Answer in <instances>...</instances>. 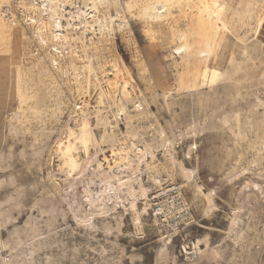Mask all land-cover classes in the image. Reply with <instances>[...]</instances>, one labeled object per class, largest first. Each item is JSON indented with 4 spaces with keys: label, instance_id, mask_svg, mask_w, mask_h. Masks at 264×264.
<instances>
[{
    "label": "rangeland",
    "instance_id": "obj_1",
    "mask_svg": "<svg viewBox=\"0 0 264 264\" xmlns=\"http://www.w3.org/2000/svg\"><path fill=\"white\" fill-rule=\"evenodd\" d=\"M19 1L0 0V264H264V27L256 36L248 25L264 8L252 5L254 18L230 32L219 28L208 61L209 69L232 72L254 45L257 60L248 66L256 79L211 83L207 72L201 85L175 50L179 34L195 33L197 0H183L153 28L142 5L127 6L132 0L94 17L95 0H59L66 37L57 42L46 24L41 40ZM84 13L91 26L79 37L76 15ZM126 113L134 115L129 124ZM84 119L99 142L105 129L117 141L86 152L70 135ZM69 140L79 159L74 170L60 151ZM139 148L153 165L141 160L135 168ZM113 173L149 188L148 214L138 219L126 199L91 215L87 192Z\"/></svg>",
    "mask_w": 264,
    "mask_h": 264
},
{
    "label": "bare ground",
    "instance_id": "obj_2",
    "mask_svg": "<svg viewBox=\"0 0 264 264\" xmlns=\"http://www.w3.org/2000/svg\"><path fill=\"white\" fill-rule=\"evenodd\" d=\"M45 1L46 2H44L42 5H39L38 3H35V0H20L19 6L23 9V11L27 12L30 22L38 25V27L36 28V31H37V34L41 38L42 41H43V37L46 35H44V32L42 30L41 25L46 24V29L49 30V32H50L48 34H50L53 41L57 42L56 40H58V38L61 35H63V37H66L65 34L61 33L63 31L64 24H65V23L64 24L62 23V18L64 17V15H63L64 13L62 14L60 11L61 4H59V2L61 0L60 1L59 0H45ZM191 1L186 0L185 5L189 6L190 5L189 3ZM194 1L195 0H193V2ZM193 2H191V3H193ZM195 2H197V3H196V6L195 5L194 6L198 8V12H197V14L192 15V16L195 15V18L193 17V19L191 20L194 23L195 33H191V32L187 33L185 31V32H182L181 34H179L178 36H179V39L181 40V43L175 49L176 53L179 54V56L181 57L182 62H184V64L192 65L193 71L191 73L193 74L194 79L199 81L201 83V85H203L205 83L204 79H206V73L210 72V82L211 83L215 82L218 78H221L222 76H226L227 79L231 78V80H232V78L236 79L238 85L245 84V82H247V83L253 82L256 79V77H255L256 75L254 74V72L250 71L251 68L248 66V64H249V62L251 63V62H254L257 60V55L255 56V54H254L255 50H256V47H253L254 45L253 46L247 45L245 53H247L248 57H247L246 63L245 64H243L241 62L234 63V70L232 72L229 71L230 69L229 70L227 69L225 72L221 71L222 69L219 70L217 68L209 69L208 61H209V58L213 52V48L215 46V43H220L221 38L219 35V28L222 27L227 32H230L236 27V25H238V24L243 25L244 23H247L246 20L251 21L254 18L253 17L254 15H252L251 6L257 5V6H262L264 8V0H255V1L254 0H240L238 2L240 7H237V8H234V0H197ZM182 3H185V2H183V0H134V1L132 0V1H129L127 3V6L132 7L136 4L142 5L141 6L142 14L147 19L148 24L152 23V28H153L154 24L161 25L163 21L167 20L168 18H171V16L173 15V12H172L173 8L176 6H182ZM118 4H119V0H95V2L93 3V6L91 7L90 14L92 17H94L95 11L101 12V10H103V8L109 9L111 5L118 6ZM184 7H186V6H184ZM191 8H193V6ZM193 10H194V8H193ZM184 11H186V9H184ZM101 13H103V12H101ZM70 14H71V12H70ZM107 15H109V14H107ZM77 16H78V19L83 18V20L81 21V23L83 24V30L80 31L81 33L79 36V37H81V35L88 30V26H91V24L89 21V17H87L86 13H84V15H80V14L76 15V18H77ZM100 16H102V15H100ZM177 16H179V15H177ZM184 16H186V15H184ZM47 19H48V21H47ZM75 20L76 19H74V21ZM110 20H111L110 24L108 23V21H107L108 24L105 23L106 24L105 28H107V29H111V27H112V22H113L112 16H110ZM71 21H73V20H71ZM77 21L79 22V20H77ZM66 25H67L66 27H73L74 28V26L76 24L72 23V22L71 23L68 22V24L66 23ZM248 25H249V33H253L254 35L257 36V34L264 27V12L262 15L257 17L255 24H254V22L253 23L249 22ZM79 28H81V27H79ZM74 38H75V36H74ZM45 40L47 41V39H45ZM256 41H259V40L257 39ZM257 44H258V42H257ZM59 46L60 45H58V47ZM259 46H260V44H259ZM54 48H55V50L58 49L57 47H54ZM0 53H1V51H0ZM244 56H246V55H244ZM53 61L55 63H57V58L54 57ZM182 62H180V63H182ZM5 63L8 67L11 66V59L5 61ZM252 64H255V63H252ZM115 67H117V66H115ZM229 68H231V67H229ZM253 69H254V67H253ZM240 72H243V75L236 77V75L239 74ZM261 79H264V70H262L261 73L259 74L258 80H261ZM225 81H226V79H225ZM233 82H235V81H233ZM181 85L183 87L182 83H181ZM235 85H236V82H235ZM13 89H14V92L17 93L19 96H23V92L21 91V87H20L18 81H16L14 83ZM207 95H209V94H207ZM136 102H139V104L137 105V110H138L137 115H140L142 113V111L140 109H143V107H141L142 106L141 100L139 101L137 99ZM142 102L145 104V102L143 100H142ZM262 104H264V102H262ZM126 117L128 119V124H129L132 122V118L134 117V115L126 113ZM98 122H99V124H103L105 127L108 125H111V122L107 121L104 118L99 119ZM130 132L134 136L136 133V130L132 129ZM160 133L162 135L164 134V132L162 130H160ZM70 135L74 137L76 143L80 142L85 147L86 152H88L90 144H93L96 146V145L101 144L103 142H111L112 143V142L117 141V137H116V134L114 133V131L113 130L108 131L107 129H105L104 133L102 135V138H100L101 140L99 142L95 136V133L93 131V128H92L89 120H87V119H84L82 121L79 131H75L74 129H70ZM76 143H72V141L69 140L67 143L60 145V151L65 156L64 159H66L65 164L67 162L68 167H70V169H73V170L78 166V160H79V159H77L78 156L76 158L75 157L76 155L73 154V149L75 148ZM140 150L142 151V154L136 160V163H135L136 167L135 168L141 169L140 167L142 164H144V166L147 168L150 167L152 164V160L149 161L146 158V154H149L150 151L147 148L145 150H143V149H140ZM167 151H169L168 153L170 155V160L172 162H174L175 156H173V153L170 152V150H167ZM113 153H115V149H113ZM151 154H152V152H151ZM141 160L143 162L142 164H141ZM130 163L133 164L134 163L133 160ZM65 164H64V166H65ZM187 177H189V176H187ZM102 183H103V185L101 186L100 189H98L97 191H93V190L89 189V191L86 194L87 195L86 198L88 200L87 202L89 203L91 208H94L93 211L91 212V215H95V214L107 215L111 210H115V209L118 210L117 206L120 205L121 203L123 204L124 200L126 201V199L130 200L131 208H132L133 212L137 215L138 219H141V216L143 214L149 213V206L152 205L150 202L151 199H150L149 188L146 187L139 178H133L131 176V177H128L125 179V178L119 176L118 174L113 173V174H109L108 176H106V178L103 180ZM135 183H138L139 187H136ZM207 197L210 200V196L207 195ZM139 199L145 200L144 205L142 204L143 205L142 207L139 206V203H140ZM112 202H113V205L110 204ZM124 207H126L125 204H124ZM135 222H136V220H135ZM237 235H238V233H237ZM195 245H197V244H195Z\"/></svg>",
    "mask_w": 264,
    "mask_h": 264
}]
</instances>
